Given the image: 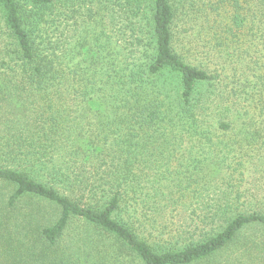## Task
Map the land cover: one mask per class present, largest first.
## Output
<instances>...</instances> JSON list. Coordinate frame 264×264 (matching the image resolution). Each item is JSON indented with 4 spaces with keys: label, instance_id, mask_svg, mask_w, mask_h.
Returning <instances> with one entry per match:
<instances>
[{
    "label": "trees",
    "instance_id": "trees-1",
    "mask_svg": "<svg viewBox=\"0 0 264 264\" xmlns=\"http://www.w3.org/2000/svg\"><path fill=\"white\" fill-rule=\"evenodd\" d=\"M202 1L91 0L68 36V0H0V264H264L222 144L264 164V0Z\"/></svg>",
    "mask_w": 264,
    "mask_h": 264
},
{
    "label": "rangeland",
    "instance_id": "rangeland-1",
    "mask_svg": "<svg viewBox=\"0 0 264 264\" xmlns=\"http://www.w3.org/2000/svg\"><path fill=\"white\" fill-rule=\"evenodd\" d=\"M91 0H75L74 2H71L68 0V3L64 9L65 13V30L68 36L74 35V31L76 30V27L74 25V22L79 19L80 22L84 21L83 24L80 25V33L81 31L85 32L88 23V19L86 20L87 16V6H90ZM217 0H206V3H216ZM184 2V1H183ZM194 2L197 4L200 2L203 3L202 0H194ZM185 3V2H184ZM210 8V7H209ZM223 16L226 18V21H230V17L234 14V10L231 5H227L226 8L223 9ZM211 19L214 18L211 16ZM110 20V19H109ZM146 23V21H145ZM110 32V31H109ZM253 65L251 67H256V62H251ZM258 67V66H257ZM238 136L237 132L233 131L231 133H227L223 136L222 144L227 150L226 158V164H227V170L226 174L228 173L229 178H226L227 182H233L235 185L231 191H234L235 193L239 194H249L253 193L255 195H262L264 194V164L263 162H257L254 159H250L251 153H246V147L244 144H239L243 140L241 138L236 137ZM189 154L186 155V157H183V159L176 158V163L174 165L175 171L180 172H186L188 169V166L191 164H194V158L196 156L200 157L201 155L199 153H202L200 146L192 141V143H189L186 148L181 150L180 156L183 155V152ZM178 155V154H176ZM195 155V156H194ZM191 156H194L191 158ZM206 158L211 156V154H206ZM168 159V158H167ZM200 160L203 161L204 157H200ZM205 159V162L200 165H207L211 163ZM252 161V162H249ZM244 164L240 166L238 169V172L234 173V169L237 168L238 165ZM231 175V176H230ZM236 180V181H234ZM240 181V182H238ZM237 185H240L238 187ZM227 187V184H225Z\"/></svg>",
    "mask_w": 264,
    "mask_h": 264
}]
</instances>
